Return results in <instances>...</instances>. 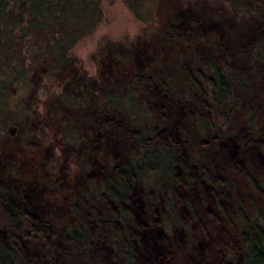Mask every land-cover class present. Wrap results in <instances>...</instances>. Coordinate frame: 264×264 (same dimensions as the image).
<instances>
[{"label": "trees", "instance_id": "1", "mask_svg": "<svg viewBox=\"0 0 264 264\" xmlns=\"http://www.w3.org/2000/svg\"><path fill=\"white\" fill-rule=\"evenodd\" d=\"M222 1L245 17L264 14V0ZM101 17L100 0H0V72L12 75L14 80L32 83V91L47 88L56 79L63 81L52 111L67 132L65 143L82 146L88 131L94 134L101 130L113 131L118 147L119 141L124 143L121 136L133 142L128 153L115 155L107 168L99 160L90 163L92 173L88 176L94 185L93 191L80 199L87 208V221L84 218L82 224L73 223L61 230L60 237L85 253L88 242L82 230L90 227L98 232L104 229L116 258L124 264H141L143 251L135 247L137 235L132 231L138 200L146 214L145 230L152 228L158 232L156 227L159 226L165 232L163 228L169 224L172 233L180 230L185 233L181 205L186 202L185 190L199 179L210 188L221 213L231 223L236 220L233 221L230 207L221 203L228 178L208 166L201 148L192 154L182 151L179 140L171 134L169 126L164 125L163 115L160 113L159 117L152 118L149 108L139 98V87L146 83L169 93L174 91L175 83H181L193 91L195 99H191V104L204 113L188 110L194 125L181 138L198 148L205 145L208 136L231 143L226 142L231 137L224 123L239 106V95L251 89L253 76L251 70L220 62L213 54L192 61L184 50L179 51L174 46L175 40L181 37L177 28L186 22L185 15L179 14L166 25L161 35L163 42L172 49L173 59L150 72L134 74L128 82L126 75L119 76L125 71L115 66L99 83L74 67L75 59L70 50L76 41L96 27ZM242 51L251 67L257 69L259 61H264V36L243 47ZM3 84L1 89L5 90L7 86L4 81ZM183 101L180 97V102ZM214 114L221 116L222 123L215 121ZM0 118L16 123L20 128L18 134H22L28 121L27 116L6 118L1 115ZM24 139L34 142L30 135ZM1 151L0 145V154ZM77 155L78 165L86 171V153L80 151ZM2 170L10 172V163L3 165ZM248 173L245 172L246 176ZM249 178L264 202V187L253 177ZM237 209L233 215L238 221L239 250L233 255L239 259L234 263V256H226L223 262L264 264V212L252 217L244 206L239 205ZM55 235L49 222L28 208L23 191L8 178H2L0 264H64L56 255ZM163 237H158V246L146 245L144 253L149 254L151 264H168L171 250Z\"/></svg>", "mask_w": 264, "mask_h": 264}, {"label": "rangeland", "instance_id": "2", "mask_svg": "<svg viewBox=\"0 0 264 264\" xmlns=\"http://www.w3.org/2000/svg\"><path fill=\"white\" fill-rule=\"evenodd\" d=\"M224 4L222 0H100V21L91 32L76 41L70 54L75 59L74 67L90 79L100 83L102 77L117 66L121 72H126L119 76L126 75L128 82L134 74L150 72L173 59L172 49L163 42L161 35L166 31V25L182 14L186 22L176 27L181 37L174 44L179 51L184 50L192 61L213 54L220 62L251 70V89L239 95V106L224 123V129L231 137L226 140L231 142L229 144L208 136L205 145L197 148L181 138L194 125L188 110L204 113L200 107L192 106L194 93L181 83H175L174 91L169 93L145 83L139 87V98L149 108L152 118L163 115L164 125L169 126L185 154L201 148L208 166L228 178L221 203L230 207L229 212L235 215L237 207L242 205L254 217L256 213L264 212L261 195L249 178L253 177L264 187V61H259L257 69L251 67L242 48L264 36V14L245 17ZM3 81L7 86L5 90L1 89ZM62 82L56 79L47 88L32 91V83L14 80L12 75L0 72V116L28 117L22 134H18L19 127L9 134L7 126L16 123L0 118V180L8 178L18 186L25 195L28 208L47 220L55 230L54 246L61 263L124 264L115 257L104 229L98 232L90 227L82 230L88 242L85 253L73 243L61 240V230L73 223L82 224L84 218L87 221V208L80 199L93 191L94 185L88 176L92 173L90 163L99 160L107 168L115 155L123 156L134 146L127 137L121 136L124 143L119 141L118 147L116 134L111 130L94 134L88 131L82 146L78 147L76 142L78 149L65 143L67 132L52 111ZM196 103L200 106L198 100ZM214 119L218 124L222 123L221 116L214 114ZM24 134L32 136L34 142H26ZM80 151L87 155L86 171L78 165ZM6 163H10L12 170L4 173L2 168ZM245 172H249L247 176ZM185 196L186 202L181 205L185 233L181 230L172 233L169 224L163 228L165 232L159 226L156 227L158 232L152 228L145 230L146 214L138 200L132 231L137 235L135 247L143 251L141 264H151L149 254L145 255L144 250L149 243L158 246L159 236L166 238L164 242L171 250L168 264H224L226 256H234V263L237 262L239 257L233 255L239 250L237 216L235 219L231 215L233 221L236 220L231 223L218 209L210 188L199 179L185 190Z\"/></svg>", "mask_w": 264, "mask_h": 264}, {"label": "water", "instance_id": "3", "mask_svg": "<svg viewBox=\"0 0 264 264\" xmlns=\"http://www.w3.org/2000/svg\"><path fill=\"white\" fill-rule=\"evenodd\" d=\"M16 127L17 126L15 124H9L7 126V131L9 132V134H13L15 132V130H16Z\"/></svg>", "mask_w": 264, "mask_h": 264}]
</instances>
